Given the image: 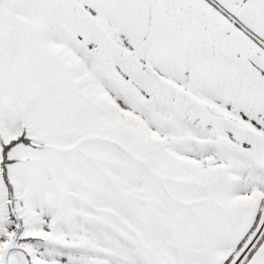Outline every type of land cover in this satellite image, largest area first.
<instances>
[{
  "label": "snow or ice",
  "instance_id": "1",
  "mask_svg": "<svg viewBox=\"0 0 264 264\" xmlns=\"http://www.w3.org/2000/svg\"><path fill=\"white\" fill-rule=\"evenodd\" d=\"M0 264H264V0H0Z\"/></svg>",
  "mask_w": 264,
  "mask_h": 264
}]
</instances>
